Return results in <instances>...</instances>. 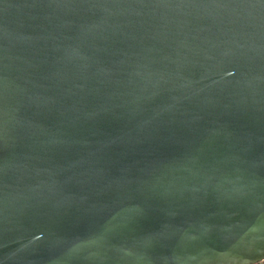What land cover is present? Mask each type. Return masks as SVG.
<instances>
[{
	"label": "water",
	"instance_id": "water-1",
	"mask_svg": "<svg viewBox=\"0 0 264 264\" xmlns=\"http://www.w3.org/2000/svg\"><path fill=\"white\" fill-rule=\"evenodd\" d=\"M264 261V0H0V264Z\"/></svg>",
	"mask_w": 264,
	"mask_h": 264
},
{
	"label": "built area",
	"instance_id": "built-area-1",
	"mask_svg": "<svg viewBox=\"0 0 264 264\" xmlns=\"http://www.w3.org/2000/svg\"><path fill=\"white\" fill-rule=\"evenodd\" d=\"M260 264H264V261H262Z\"/></svg>",
	"mask_w": 264,
	"mask_h": 264
}]
</instances>
